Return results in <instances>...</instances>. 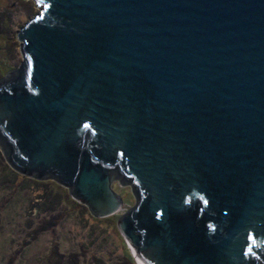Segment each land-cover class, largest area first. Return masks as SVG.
<instances>
[{"label":"water","instance_id":"95a60500","mask_svg":"<svg viewBox=\"0 0 264 264\" xmlns=\"http://www.w3.org/2000/svg\"><path fill=\"white\" fill-rule=\"evenodd\" d=\"M0 151L116 220L138 264H264V0H34Z\"/></svg>","mask_w":264,"mask_h":264},{"label":"rangeland","instance_id":"374dc122","mask_svg":"<svg viewBox=\"0 0 264 264\" xmlns=\"http://www.w3.org/2000/svg\"><path fill=\"white\" fill-rule=\"evenodd\" d=\"M39 11L34 0H0V79L23 60L16 33ZM110 186L118 209L94 217L67 187L17 172L0 151V264H137L116 226L134 196L118 180Z\"/></svg>","mask_w":264,"mask_h":264},{"label":"bare ground","instance_id":"6f19581e","mask_svg":"<svg viewBox=\"0 0 264 264\" xmlns=\"http://www.w3.org/2000/svg\"><path fill=\"white\" fill-rule=\"evenodd\" d=\"M138 264V263H137Z\"/></svg>","mask_w":264,"mask_h":264}]
</instances>
